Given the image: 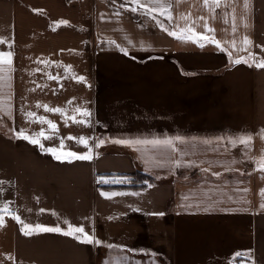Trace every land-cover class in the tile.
Returning a JSON list of instances; mask_svg holds the SVG:
<instances>
[{"label":"crops","instance_id":"crops-1","mask_svg":"<svg viewBox=\"0 0 264 264\" xmlns=\"http://www.w3.org/2000/svg\"><path fill=\"white\" fill-rule=\"evenodd\" d=\"M0 41V264H264V68L231 62L264 58V0H0ZM138 167L160 181L133 187Z\"/></svg>","mask_w":264,"mask_h":264},{"label":"snow or ice","instance_id":"snow-or-ice-1","mask_svg":"<svg viewBox=\"0 0 264 264\" xmlns=\"http://www.w3.org/2000/svg\"><path fill=\"white\" fill-rule=\"evenodd\" d=\"M208 0H205V4H207ZM217 4L219 2V0H216ZM131 11L135 12L136 8H132ZM170 18V16H169ZM66 23V22H65ZM205 29L207 32H211L214 31L211 28H208L207 25L205 24ZM185 32L189 33L188 35H185ZM185 32H181V33H174V32H170V35H174L176 36L177 39H186L192 42H196V43H200V41H207V42H211V43H216L217 46L219 47L220 44L218 41H215L214 38H210L207 35H205L204 33H197L195 32L194 29L192 28H188L185 30ZM0 43H3V41H0ZM243 45H244V49L245 51H247L248 46L250 45V41L248 40L247 37H244L243 41H242ZM200 46L203 47V44L200 43ZM233 47H235V44L233 43ZM127 54V53H125ZM229 58L231 60V54L229 53ZM251 61V63H250ZM231 62L233 64H240V63H246L249 64V66H254L257 68H264V60H257L255 58V56L251 53H249V56L247 58L241 57L235 60H231ZM12 63V54L11 53H0V72L5 71L6 69L3 67L4 65H8L10 66ZM53 78V77H50ZM0 79H2V77H0ZM80 80H83V78H79ZM46 111H54V112H61V109H50L47 106H44ZM81 116L87 117L90 115V113L87 110H83L81 111L80 109L76 110ZM61 114H63L61 112ZM34 114L33 113H28L29 117H32ZM73 121L76 123H86L85 120H79L77 121L75 117H72ZM39 122L40 123H46L49 125V127L55 131L56 130V125L50 121V120H46L43 117L39 118ZM39 137H44V138H50L45 136V133L43 131H41L40 133H38ZM258 136L260 139L264 140V129H261L258 133ZM18 138H23V139H27L29 140L30 143L33 144H39L40 141L37 138H32L29 137L27 135H25L23 132L18 134ZM69 139H73V137H69ZM253 140V135L251 133H244V134H240L238 136H236L235 138L230 139V143L233 144V146H236L237 144L243 145L245 148H248L251 144ZM174 141H178L180 143H185V141L183 140V138L177 136L175 138H166V139H153L151 141H126V140H118V141H114L116 143H123V144H132V143H147V144H151L155 147H165V148H170L173 151H175V148L173 147L174 145ZM77 142L79 144L84 145L85 147H87L88 145V140L84 137H80ZM100 143H103V141H100ZM204 143H208V141H205ZM99 146V145H97ZM41 147H43L41 145ZM64 145L63 142H61V150L63 149ZM47 151L52 152L54 155H56L57 150L56 149H48ZM57 159H62V158H70V159H79V160H88L91 158L89 153H84V154H77L75 152H63L61 151L60 155H56ZM177 166H180L179 161L176 162ZM257 166H258V170L260 171H264V156H262L257 162ZM245 192L247 191L246 189L244 190ZM107 195V194H106ZM261 198L264 199V189L261 190L260 192ZM261 207L264 208V204H261ZM3 213H8L9 209L7 207V205H5L3 207L2 210ZM43 211V210H41ZM159 215H163V213H160ZM13 219L17 220L18 222H20L21 224H23V221L20 220V218L18 216L13 215L12 216ZM65 223H68L67 221ZM3 225V218L0 217V226ZM24 230H25V234H31L33 232H57V233H61L63 235H67V236H72L75 239L79 240L82 243H96L99 244L100 241L95 240L93 236H91L88 232L85 231L84 227L82 226H73L71 224H68V228L67 230L61 229L60 227H46L43 225H36V226H32V225H24ZM239 255V253L237 254Z\"/></svg>","mask_w":264,"mask_h":264},{"label":"trees","instance_id":"trees-1","mask_svg":"<svg viewBox=\"0 0 264 264\" xmlns=\"http://www.w3.org/2000/svg\"><path fill=\"white\" fill-rule=\"evenodd\" d=\"M122 7H123L125 10L129 11V12H130L132 15H134V16H136V14L139 13V12H137V10H136L135 12L131 11V9H132L133 7H131V6H129V5H123ZM152 16H153L156 20H158V23H159V25H160L162 28H164L166 31L173 32V31L170 29V26H169L166 22H164V21L158 19V18H157L155 15H153V14H152ZM256 68H257V67H256ZM157 176H158V175H157ZM160 176H161V175H160ZM132 181H133V183H137V184H138V186H133V187H146V186H148V185H150V184H152V183H155V182L160 181V179L157 180L155 174H152V173H150V172H147L146 170L142 169L141 167H138V168H137V171H136V174H135V178L132 179Z\"/></svg>","mask_w":264,"mask_h":264},{"label":"rangeland","instance_id":"rangeland-1","mask_svg":"<svg viewBox=\"0 0 264 264\" xmlns=\"http://www.w3.org/2000/svg\"><path fill=\"white\" fill-rule=\"evenodd\" d=\"M261 60H264V58L262 57V58H260ZM250 63H251V61H250ZM233 66L235 65V64H232ZM249 65V64H248ZM252 68H254V69H256V67L254 66V64H253V66H252ZM241 264H243V263H241Z\"/></svg>","mask_w":264,"mask_h":264}]
</instances>
